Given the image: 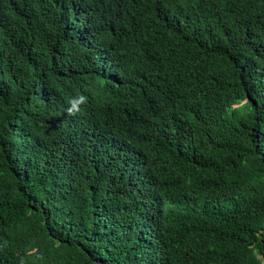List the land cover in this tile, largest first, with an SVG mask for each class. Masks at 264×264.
<instances>
[{
    "label": "trees",
    "instance_id": "1",
    "mask_svg": "<svg viewBox=\"0 0 264 264\" xmlns=\"http://www.w3.org/2000/svg\"><path fill=\"white\" fill-rule=\"evenodd\" d=\"M0 264H264V0H0Z\"/></svg>",
    "mask_w": 264,
    "mask_h": 264
},
{
    "label": "clouds",
    "instance_id": "2",
    "mask_svg": "<svg viewBox=\"0 0 264 264\" xmlns=\"http://www.w3.org/2000/svg\"><path fill=\"white\" fill-rule=\"evenodd\" d=\"M86 100H87L86 96L79 95L78 98L72 101V108L69 111H71L72 109L79 111V105L84 104Z\"/></svg>",
    "mask_w": 264,
    "mask_h": 264
}]
</instances>
